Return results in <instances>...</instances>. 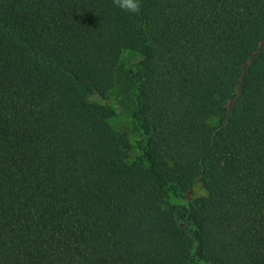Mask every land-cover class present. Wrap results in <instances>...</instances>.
Instances as JSON below:
<instances>
[{
  "label": "trees",
  "instance_id": "obj_1",
  "mask_svg": "<svg viewBox=\"0 0 264 264\" xmlns=\"http://www.w3.org/2000/svg\"><path fill=\"white\" fill-rule=\"evenodd\" d=\"M139 4L0 0V264H264V0Z\"/></svg>",
  "mask_w": 264,
  "mask_h": 264
},
{
  "label": "rangeland",
  "instance_id": "obj_2",
  "mask_svg": "<svg viewBox=\"0 0 264 264\" xmlns=\"http://www.w3.org/2000/svg\"><path fill=\"white\" fill-rule=\"evenodd\" d=\"M141 45L136 36V30L133 28L124 27L122 30V47L119 55L117 71L115 75V83L109 92L107 104L113 109L114 116L110 121L111 126L120 131L125 132L132 137L133 129L131 115L134 110V101L132 97L131 78L129 75L132 69L140 59ZM91 101H98L96 98H91ZM136 139H138L136 137ZM134 153L138 154L137 149L133 148ZM199 188L196 187L190 194L189 199L198 195ZM171 203L178 208L186 206V197L170 196Z\"/></svg>",
  "mask_w": 264,
  "mask_h": 264
},
{
  "label": "clouds",
  "instance_id": "obj_3",
  "mask_svg": "<svg viewBox=\"0 0 264 264\" xmlns=\"http://www.w3.org/2000/svg\"><path fill=\"white\" fill-rule=\"evenodd\" d=\"M114 3L127 14H137L140 11L139 0H114Z\"/></svg>",
  "mask_w": 264,
  "mask_h": 264
}]
</instances>
